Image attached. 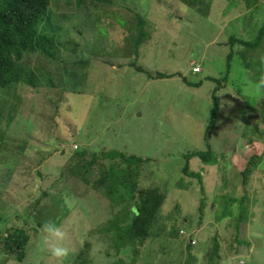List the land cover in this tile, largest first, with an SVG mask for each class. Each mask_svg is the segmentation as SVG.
<instances>
[{"label":"rangeland","instance_id":"374dc122","mask_svg":"<svg viewBox=\"0 0 264 264\" xmlns=\"http://www.w3.org/2000/svg\"><path fill=\"white\" fill-rule=\"evenodd\" d=\"M184 2L116 0L111 9L122 18L101 20L110 35L102 32L93 42L103 46L102 59L93 61L88 81H73L68 90L18 89L24 102L3 125L0 230L15 226L32 238L25 263L1 246L0 264H61L51 246L59 243L68 257L87 241L90 264H264V161L247 191L241 176L264 150V0L189 1L194 8ZM136 14L149 36L126 59L124 50L137 36L125 18ZM79 31L85 39L95 36L87 26ZM157 73L183 77H149ZM69 147L149 160L140 187H160L167 200L146 241L120 250L113 239L119 234L102 231L112 214L109 201L68 177L66 168L77 162ZM209 150L211 163L188 162L189 154ZM187 164L197 176L184 175ZM48 223L64 233L62 241L42 231Z\"/></svg>","mask_w":264,"mask_h":264},{"label":"trees","instance_id":"16d2710c","mask_svg":"<svg viewBox=\"0 0 264 264\" xmlns=\"http://www.w3.org/2000/svg\"><path fill=\"white\" fill-rule=\"evenodd\" d=\"M185 1L188 7L192 6L191 0ZM115 5L116 0H0V153L7 140L4 122L7 120L10 125L24 102L16 95L21 86L31 87L38 92L41 89L68 90V85L73 81L84 80L85 77L88 81L87 73L93 61L102 59L99 48L103 46L97 43L100 41L99 37L105 31L110 35L109 29L100 27L101 20L106 14L122 18L121 11L111 9ZM138 19V14L133 20L125 18L126 29L130 33L135 31L136 33H132L133 37L137 36L136 39L134 38L135 42L133 43V39L124 50L123 57L126 59L138 55V48L149 36L141 26L143 23ZM120 20L119 18L117 21ZM86 26L94 31L95 36L91 35L89 39L83 38L85 34L79 30ZM76 31L81 37L76 35ZM94 40L97 42L93 44ZM236 42L237 40L231 39L232 45ZM232 60L233 54H230L229 65ZM138 70L145 72L141 68ZM179 75L181 74L157 73L150 74L149 77L166 80ZM69 77L70 82H68ZM211 80L216 82L215 78ZM184 82L188 83L186 78ZM189 85L199 87L202 83ZM223 88L220 84L213 96L217 106L220 105L217 95ZM262 118L264 119V113ZM211 134L212 131L209 129L208 139ZM69 149L72 151L73 160L77 162L66 168L68 177L76 178L83 186L87 185L88 188L94 189L98 196L109 201L108 208L112 214L102 231L107 234L114 232L119 234L117 237L114 234L113 237L116 248L121 250L137 241H146L167 200L166 194L160 187L148 189L140 187L144 163L149 160L119 151L103 152L99 156L89 153L85 148L74 150L69 147ZM189 155L188 162L199 158L206 164L211 163L210 150L206 153L196 152ZM106 161L112 164L108 165ZM263 161L264 150L249 160V166L241 174L245 191L252 171ZM10 165L8 166L12 168ZM184 175L197 176L189 170L188 164L184 169ZM63 176L66 177L64 173ZM200 182L203 184L202 180ZM202 190L205 191L204 187ZM44 195L47 197L49 192H44ZM204 210L202 203V215ZM242 223L241 218L236 241L241 240ZM6 226L4 231L0 230V247L2 246L10 255L16 256L18 262L25 263L29 257L32 235L23 228ZM91 248V242L87 241L78 252L74 251L62 262L90 264Z\"/></svg>","mask_w":264,"mask_h":264},{"label":"clouds","instance_id":"9594fccd","mask_svg":"<svg viewBox=\"0 0 264 264\" xmlns=\"http://www.w3.org/2000/svg\"><path fill=\"white\" fill-rule=\"evenodd\" d=\"M42 231L48 233L50 237H53L58 241H62L64 238V233L58 227H53L51 223L45 224L42 228ZM50 250L51 255L57 260L61 261V264L63 258L68 255V250L59 243L55 246H51Z\"/></svg>","mask_w":264,"mask_h":264},{"label":"built area","instance_id":"2783aa9c","mask_svg":"<svg viewBox=\"0 0 264 264\" xmlns=\"http://www.w3.org/2000/svg\"><path fill=\"white\" fill-rule=\"evenodd\" d=\"M181 233H182V234H185V232H184V231H182Z\"/></svg>","mask_w":264,"mask_h":264},{"label":"crops","instance_id":"0c3cea01","mask_svg":"<svg viewBox=\"0 0 264 264\" xmlns=\"http://www.w3.org/2000/svg\"><path fill=\"white\" fill-rule=\"evenodd\" d=\"M111 81H113V80H111Z\"/></svg>","mask_w":264,"mask_h":264}]
</instances>
